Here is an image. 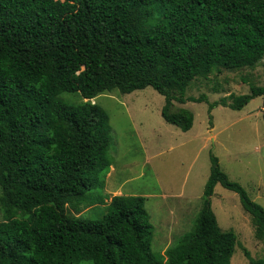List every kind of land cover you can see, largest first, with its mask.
Wrapping results in <instances>:
<instances>
[{
	"label": "trees",
	"instance_id": "16d2710c",
	"mask_svg": "<svg viewBox=\"0 0 264 264\" xmlns=\"http://www.w3.org/2000/svg\"><path fill=\"white\" fill-rule=\"evenodd\" d=\"M263 60L264 0H0V264H231L237 238L217 225L216 185L238 195L264 243V208L211 155L192 231L152 252L144 197L102 193L112 136L91 102L150 87L164 97L162 119L187 132L193 115L173 102H207L185 98L192 80ZM258 96L264 87L251 84L209 110ZM98 205L100 219L67 215Z\"/></svg>",
	"mask_w": 264,
	"mask_h": 264
},
{
	"label": "rangeland",
	"instance_id": "374dc122",
	"mask_svg": "<svg viewBox=\"0 0 264 264\" xmlns=\"http://www.w3.org/2000/svg\"><path fill=\"white\" fill-rule=\"evenodd\" d=\"M263 65L264 60L254 69H220L208 78L192 80L185 98L205 95L207 102H173V110L193 115L187 132L162 119L164 97L150 87L130 94L114 90L91 101L107 112L112 136V167L102 193L144 197L153 226L152 252L163 255L192 231L211 155L227 177L264 208V96L251 99L240 110L221 105L209 110V104L222 98L230 103V95L248 94L251 84L264 87ZM60 99L69 104L86 102L78 94L65 93ZM210 205L219 229L236 235L231 264L264 257V243L237 194L216 185ZM105 213L101 205L78 213L67 208L70 217L100 219Z\"/></svg>",
	"mask_w": 264,
	"mask_h": 264
},
{
	"label": "crops",
	"instance_id": "0c3cea01",
	"mask_svg": "<svg viewBox=\"0 0 264 264\" xmlns=\"http://www.w3.org/2000/svg\"><path fill=\"white\" fill-rule=\"evenodd\" d=\"M111 169V168H110ZM109 174V173H108ZM108 176V175H107Z\"/></svg>",
	"mask_w": 264,
	"mask_h": 264
}]
</instances>
